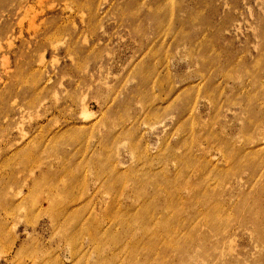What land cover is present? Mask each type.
Wrapping results in <instances>:
<instances>
[{"label": "rangeland", "instance_id": "1", "mask_svg": "<svg viewBox=\"0 0 264 264\" xmlns=\"http://www.w3.org/2000/svg\"><path fill=\"white\" fill-rule=\"evenodd\" d=\"M0 264H264V0H0Z\"/></svg>", "mask_w": 264, "mask_h": 264}]
</instances>
